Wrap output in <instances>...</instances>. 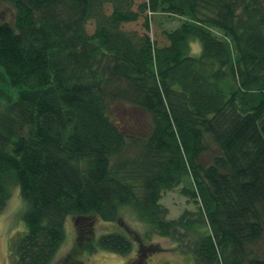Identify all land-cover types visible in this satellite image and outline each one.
<instances>
[{"label":"trees","instance_id":"1","mask_svg":"<svg viewBox=\"0 0 264 264\" xmlns=\"http://www.w3.org/2000/svg\"><path fill=\"white\" fill-rule=\"evenodd\" d=\"M0 4L12 12L0 72L16 93L0 112V211L13 186L26 203L11 264H51L68 216L116 222L123 209L178 240L204 226L195 264H264L250 248L264 234V0ZM154 16L179 22L166 44L148 35ZM139 19L142 34L123 28ZM117 102L149 115L138 138L110 116ZM175 188L196 212L168 220ZM98 245L131 251L116 233Z\"/></svg>","mask_w":264,"mask_h":264},{"label":"rangeland","instance_id":"2","mask_svg":"<svg viewBox=\"0 0 264 264\" xmlns=\"http://www.w3.org/2000/svg\"><path fill=\"white\" fill-rule=\"evenodd\" d=\"M144 0H136L141 3ZM12 12L10 7L0 4V19L10 20ZM143 19L135 23L125 24L127 31L144 32ZM179 25L177 19H166L164 16H154L149 23L148 35L158 45L166 44L161 31L174 29ZM88 31L92 32V25H88ZM190 54L198 56L201 45L198 40L191 41ZM1 70V69H0ZM2 72V71H1ZM0 72V112L16 99L14 90L6 85ZM110 116L123 129L129 138H138L149 128L150 118L144 111L121 102L114 103L110 108ZM209 156L204 157L208 162ZM179 188L163 194L160 204L167 209L166 219L179 218L184 211L196 212L194 205L182 197ZM26 209V203L21 199L19 188H10V196L5 207L0 211V264H11L16 258L17 242L26 232L22 221V215ZM196 214L189 216L195 219ZM68 216L64 222V240L58 248L51 264H195L190 252L193 241L206 233L202 225L190 230L183 237V231L179 229L176 238L160 236L150 233L146 224L140 222L129 209H123L116 222H106L96 217L79 221ZM198 232V233H197ZM116 233L125 236L130 244L131 251L127 255H120L99 247L98 239L104 234ZM254 254L264 252V234L255 244L250 246Z\"/></svg>","mask_w":264,"mask_h":264}]
</instances>
